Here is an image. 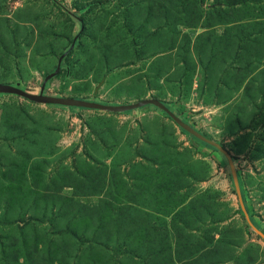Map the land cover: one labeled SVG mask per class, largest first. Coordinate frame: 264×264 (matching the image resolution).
<instances>
[{
	"label": "rangeland",
	"instance_id": "374dc122",
	"mask_svg": "<svg viewBox=\"0 0 264 264\" xmlns=\"http://www.w3.org/2000/svg\"><path fill=\"white\" fill-rule=\"evenodd\" d=\"M63 53L45 94L163 100L264 232V0H0V83L39 93ZM0 264H264V236L157 105L0 93Z\"/></svg>",
	"mask_w": 264,
	"mask_h": 264
},
{
	"label": "water",
	"instance_id": "95a60500",
	"mask_svg": "<svg viewBox=\"0 0 264 264\" xmlns=\"http://www.w3.org/2000/svg\"><path fill=\"white\" fill-rule=\"evenodd\" d=\"M74 43L71 45V49L74 48ZM65 56V53H63L58 61V64L55 68V71L48 74L41 85L39 93H32L25 89H22L16 85L8 84V83H0V93H12L17 94L20 96H23L27 99H30L35 102L39 103H47V104H61V105H71V106H78V107H84V108H93V109H99L109 112H126L130 110H135L138 108H142L148 104H154L160 107L163 111H165L179 126H181L183 129L188 131L190 134L196 136L197 138L201 139L202 141L214 146L219 151H221L225 156L228 158L230 167L233 173L234 181L236 184V189L238 192L239 202L241 205V208L248 220V222L262 235L264 236V232L254 226V224L251 221L250 214L245 206L243 196L240 190V185L238 181V174L236 165L234 162L233 156L230 154V152L222 145L220 142L210 139L209 137L205 136L201 132L194 129L192 126L188 125L182 118H180L176 113H174L167 105L166 103L156 97H150L145 98L140 101L129 103V104H122V105H110L106 103L91 101L88 99L83 98H76V97H64V96H53V95H47L45 94V89L47 86V82L50 78L54 77L56 74H58L62 69V61Z\"/></svg>",
	"mask_w": 264,
	"mask_h": 264
},
{
	"label": "trees",
	"instance_id": "16d2710c",
	"mask_svg": "<svg viewBox=\"0 0 264 264\" xmlns=\"http://www.w3.org/2000/svg\"><path fill=\"white\" fill-rule=\"evenodd\" d=\"M166 105H167V103H166ZM167 106H168V105H167ZM168 107H169V106H168ZM174 113H176L180 118L183 119L182 113H180V112H174ZM202 143H204L205 145L210 146L209 144H207V143L204 142V141H202ZM250 218H251V221H252V223L254 224V226H255L256 228L262 230L260 224L257 222V220L255 219V217H254L253 215H250Z\"/></svg>",
	"mask_w": 264,
	"mask_h": 264
}]
</instances>
